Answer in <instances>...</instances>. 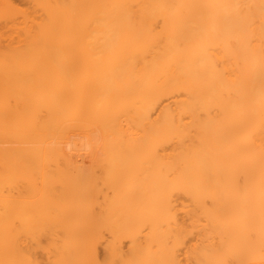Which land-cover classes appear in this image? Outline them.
<instances>
[{"label": "bare ground", "instance_id": "obj_1", "mask_svg": "<svg viewBox=\"0 0 264 264\" xmlns=\"http://www.w3.org/2000/svg\"><path fill=\"white\" fill-rule=\"evenodd\" d=\"M261 262L264 0H0V264Z\"/></svg>", "mask_w": 264, "mask_h": 264}, {"label": "rangeland", "instance_id": "obj_2", "mask_svg": "<svg viewBox=\"0 0 264 264\" xmlns=\"http://www.w3.org/2000/svg\"><path fill=\"white\" fill-rule=\"evenodd\" d=\"M185 200H186V198H185ZM186 201H187V200H186ZM189 202L191 203L190 200H189ZM184 203H185V202H184ZM183 218H184V216H183ZM194 236H195V235H194ZM194 236L192 235L193 239H194ZM196 236H197V235H196ZM197 237H198V236H197ZM190 238H191V236L188 237V239H187V244H186V245H188V243H189V245L192 244V242H191V243L189 242ZM195 238H196V237H195ZM193 239L191 238V240H193ZM191 240H190V241H191ZM194 241H195V239H194ZM257 264H264V262L257 263Z\"/></svg>", "mask_w": 264, "mask_h": 264}]
</instances>
